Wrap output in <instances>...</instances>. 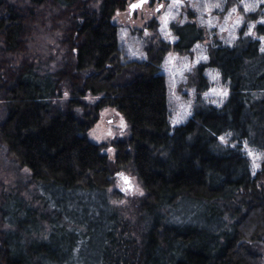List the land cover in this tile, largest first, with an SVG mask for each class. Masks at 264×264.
Listing matches in <instances>:
<instances>
[{
  "label": "trees",
  "instance_id": "obj_1",
  "mask_svg": "<svg viewBox=\"0 0 264 264\" xmlns=\"http://www.w3.org/2000/svg\"><path fill=\"white\" fill-rule=\"evenodd\" d=\"M127 7L0 0V146L33 187L0 203V264H262L264 23L259 38L243 33L233 46L209 48L197 90L209 89L211 67L229 96L221 107L198 98L191 117L172 127L167 49L128 57L114 22ZM174 31L180 52L204 40L194 23ZM40 32L53 36L57 55L32 54ZM107 108L131 130L112 143L115 161L88 137ZM244 142L263 154L255 174ZM123 171L145 191L136 220L111 200Z\"/></svg>",
  "mask_w": 264,
  "mask_h": 264
},
{
  "label": "rangeland",
  "instance_id": "obj_2",
  "mask_svg": "<svg viewBox=\"0 0 264 264\" xmlns=\"http://www.w3.org/2000/svg\"><path fill=\"white\" fill-rule=\"evenodd\" d=\"M137 1L139 0H128L127 9L117 12L114 22L119 27L123 50L130 59H147V51L151 47L167 49L162 72L168 83L172 127L183 124L191 117L198 98L221 107L229 96V88L223 83L220 72L206 67L204 74L209 82V89L199 92V70L207 65L208 51L212 45L233 46L243 33L259 38L255 27L264 23L261 19L264 17V0H147L142 7L130 10V6ZM216 4L220 7H216ZM245 4L256 6L246 10ZM234 7L236 11L232 10ZM187 23H194L201 28L204 40L197 42L191 50L180 52L172 47L178 41L174 27ZM261 40L264 44V40ZM57 53L58 47L53 36L40 32L33 43L32 54L50 57ZM51 64L56 66L54 62ZM88 101L93 102L95 99L89 98ZM2 114L3 105L0 104V119ZM130 135V126L123 115L114 108H107L102 110L98 123L88 137L95 144L106 145L104 152L111 161H115L116 150L112 143L127 139ZM221 141L229 144L230 137L224 136ZM243 147L255 174L261 167L263 154L245 142ZM30 182V172L20 168L0 146V203L9 194L27 196L28 190L31 193L33 189ZM111 192L115 196L111 199L115 208L124 216L136 220V203L139 204L145 196L138 178L129 171L118 173ZM256 248L262 255L264 264V242L258 243Z\"/></svg>",
  "mask_w": 264,
  "mask_h": 264
},
{
  "label": "snow or ice",
  "instance_id": "obj_3",
  "mask_svg": "<svg viewBox=\"0 0 264 264\" xmlns=\"http://www.w3.org/2000/svg\"><path fill=\"white\" fill-rule=\"evenodd\" d=\"M143 2H144V0H140V4H142ZM178 2H179V0H178ZM242 2H243V0H242ZM258 2H259V0H258ZM137 6H138L137 4H133V5H131V7H132L133 9H135ZM194 6H195V5H194ZM215 6H216V7H220L219 4H216ZM255 6H256V5H249V4H245V5H244V7H245L246 10L249 9V8H251V7H255ZM161 7H163V5H161ZM232 10H233V11H236V8L234 7ZM261 19L264 20V17H262ZM239 22H240V21L238 20L237 23H239ZM165 23H167V21H165ZM253 27H254V23H253ZM261 39H264V37H261ZM262 50H264V49H262ZM205 58H206V57H205ZM66 95H67V93H66ZM221 139H223V137H221Z\"/></svg>",
  "mask_w": 264,
  "mask_h": 264
},
{
  "label": "water",
  "instance_id": "obj_4",
  "mask_svg": "<svg viewBox=\"0 0 264 264\" xmlns=\"http://www.w3.org/2000/svg\"><path fill=\"white\" fill-rule=\"evenodd\" d=\"M147 0H144V2L142 3V4H140V0L139 1H137L136 3H134V4H137L138 6L136 7V8H139V7H142L143 6V4L146 2ZM133 5V4H132ZM135 8V9H136ZM130 10H134L131 6H130Z\"/></svg>",
  "mask_w": 264,
  "mask_h": 264
}]
</instances>
